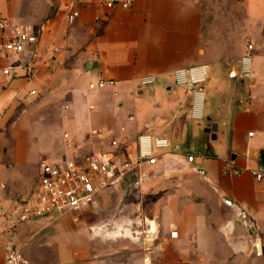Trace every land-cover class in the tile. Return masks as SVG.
<instances>
[{
  "label": "crops",
  "instance_id": "obj_1",
  "mask_svg": "<svg viewBox=\"0 0 264 264\" xmlns=\"http://www.w3.org/2000/svg\"><path fill=\"white\" fill-rule=\"evenodd\" d=\"M235 1L251 26L264 23V0ZM210 9L207 0H0L1 245L12 241L31 264H264V178L254 175H264L254 158L264 148V55L254 51L253 74L241 77L247 46L234 57L209 39ZM74 11L80 16L69 25ZM23 25L41 31L38 42L4 56L10 30ZM200 66L209 75L196 92L176 86L175 71ZM150 76L156 83L141 88ZM65 133L79 157L107 152L116 139L169 140V169L119 186L150 203L149 247L140 256L103 262L82 252L74 222L89 208L6 228L15 204L35 190L41 156L64 152ZM185 140L196 155L184 153Z\"/></svg>",
  "mask_w": 264,
  "mask_h": 264
},
{
  "label": "built area",
  "instance_id": "obj_2",
  "mask_svg": "<svg viewBox=\"0 0 264 264\" xmlns=\"http://www.w3.org/2000/svg\"><path fill=\"white\" fill-rule=\"evenodd\" d=\"M83 2V0H78ZM123 8L128 9L130 2H121ZM103 6L111 9L115 6L113 1H104ZM78 11H74L67 18L69 25H73L79 18ZM99 19H97L98 21ZM2 20H0V24ZM41 31L33 26H15L10 30L3 45L4 56H20L38 42ZM254 46L247 45L246 53L240 60L239 73L243 78H250L253 74ZM4 76H10L9 69L2 71ZM209 71L206 66L182 69L174 72L176 86H185L196 90L203 86L208 79ZM35 78L33 72L28 73ZM157 79L154 76L142 78L139 82L141 88L152 86ZM113 84V82H110ZM104 86V81L99 85ZM197 96L203 99L204 94ZM194 119H202L201 112L194 111ZM252 136V134H250ZM63 153L51 159H41L40 173L37 185L30 198L15 204L11 216L16 218L6 222V228L14 229L18 224H29L45 217H62L69 214H78L97 203L101 194L112 187L131 183L140 186L149 178L154 170H167L172 163L173 154L169 152L170 142L166 138L142 135L134 142L127 139H116L110 142V150L92 156L79 157L76 139L68 133L63 135ZM195 158H186L187 164H193ZM257 180H263L264 175L255 172ZM5 189L0 184V191ZM5 209L0 207V218L4 216ZM171 239H178V233L172 232ZM0 248L4 253V264H31L18 250L12 241H7ZM150 263L149 259L145 260Z\"/></svg>",
  "mask_w": 264,
  "mask_h": 264
},
{
  "label": "rangeland",
  "instance_id": "obj_3",
  "mask_svg": "<svg viewBox=\"0 0 264 264\" xmlns=\"http://www.w3.org/2000/svg\"><path fill=\"white\" fill-rule=\"evenodd\" d=\"M207 5L211 16L205 32L210 40L220 44L225 54L235 57L252 44L255 54L264 55V23L251 26L245 7L235 0H207ZM208 104H212L211 97ZM182 146L185 154L196 155L186 140ZM149 209L150 203L143 202L134 189L115 187L74 222L80 227L77 245L89 257L103 262H117L131 254L140 256L149 247ZM122 229H130L134 238H111Z\"/></svg>",
  "mask_w": 264,
  "mask_h": 264
},
{
  "label": "water",
  "instance_id": "obj_4",
  "mask_svg": "<svg viewBox=\"0 0 264 264\" xmlns=\"http://www.w3.org/2000/svg\"><path fill=\"white\" fill-rule=\"evenodd\" d=\"M216 127H212L210 130H209V134L213 133L215 134L216 132ZM254 158L258 164V168L261 172L264 173V148L258 152H256V154L254 155ZM226 200V199H225ZM227 201V200H226ZM228 202V201H227ZM229 203V202H228ZM257 248H258V251H260V243L259 241H257Z\"/></svg>",
  "mask_w": 264,
  "mask_h": 264
},
{
  "label": "bare ground",
  "instance_id": "obj_5",
  "mask_svg": "<svg viewBox=\"0 0 264 264\" xmlns=\"http://www.w3.org/2000/svg\"><path fill=\"white\" fill-rule=\"evenodd\" d=\"M154 229V226L152 225V230ZM111 238H134L132 236V232L130 231V229H122L117 231L116 233L110 235Z\"/></svg>",
  "mask_w": 264,
  "mask_h": 264
}]
</instances>
